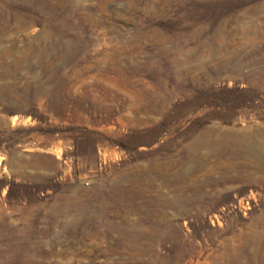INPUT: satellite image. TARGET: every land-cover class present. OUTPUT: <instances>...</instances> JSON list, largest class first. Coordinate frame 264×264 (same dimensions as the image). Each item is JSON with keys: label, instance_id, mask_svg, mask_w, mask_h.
Masks as SVG:
<instances>
[{"label": "rangeland", "instance_id": "1", "mask_svg": "<svg viewBox=\"0 0 264 264\" xmlns=\"http://www.w3.org/2000/svg\"><path fill=\"white\" fill-rule=\"evenodd\" d=\"M0 264H264V0H0Z\"/></svg>", "mask_w": 264, "mask_h": 264}, {"label": "bare ground", "instance_id": "2", "mask_svg": "<svg viewBox=\"0 0 264 264\" xmlns=\"http://www.w3.org/2000/svg\"><path fill=\"white\" fill-rule=\"evenodd\" d=\"M246 135V134H245ZM73 219H75L74 220V222L73 223H75L76 222V219L78 218V217H72ZM59 220H64V216H63V218L62 219H59ZM83 220H85V219H83ZM87 220V223H86V225L87 224H90V225H92L93 224V228L95 227V225H97L98 224V222L95 220V219H86ZM65 221V220H64ZM61 223V222H60ZM64 225V224H63ZM62 225V226H63ZM75 225V224H74ZM66 226V225H65ZM67 227V226H66ZM83 228V230H84V232H85V229H86V233H88V232H90L89 231V228L87 227V226H85V224H84V226L82 227ZM90 251V250H89Z\"/></svg>", "mask_w": 264, "mask_h": 264}]
</instances>
